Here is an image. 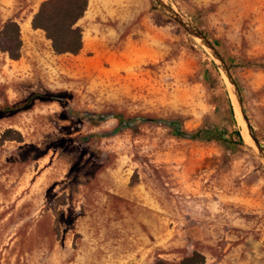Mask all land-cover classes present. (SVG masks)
<instances>
[{
	"label": "rangeland",
	"instance_id": "obj_1",
	"mask_svg": "<svg viewBox=\"0 0 264 264\" xmlns=\"http://www.w3.org/2000/svg\"><path fill=\"white\" fill-rule=\"evenodd\" d=\"M42 1L0 0V264H264V160L200 41L156 0H88L81 49L56 53ZM165 1L264 148V0Z\"/></svg>",
	"mask_w": 264,
	"mask_h": 264
},
{
	"label": "trees",
	"instance_id": "obj_2",
	"mask_svg": "<svg viewBox=\"0 0 264 264\" xmlns=\"http://www.w3.org/2000/svg\"><path fill=\"white\" fill-rule=\"evenodd\" d=\"M87 5L88 0H44L32 17V27L42 29L45 32L46 37L51 40L52 48L56 53L69 52L75 54L82 47L81 29L76 26V22L83 16ZM9 27L12 29L6 30V38L12 44V47H4V50L8 52L11 58L17 59L21 44L18 25L14 21H7L3 29H9ZM11 48L17 50V52L12 53ZM28 102L30 101L25 102V104ZM16 108L17 106L15 105L11 107V110H15ZM81 116L85 117L91 123L105 118L103 115H92L88 112L82 113ZM119 122L120 124L125 123L122 117H119ZM157 122L173 126L174 133L177 135L189 138H196L200 135V130L193 134L182 132L179 129V124L175 121L157 120ZM239 140L243 142L242 139ZM204 262L205 256L197 249H193L183 255L181 260L176 264H203ZM156 264L174 263L158 260Z\"/></svg>",
	"mask_w": 264,
	"mask_h": 264
},
{
	"label": "water",
	"instance_id": "obj_3",
	"mask_svg": "<svg viewBox=\"0 0 264 264\" xmlns=\"http://www.w3.org/2000/svg\"><path fill=\"white\" fill-rule=\"evenodd\" d=\"M157 3L160 5L163 12L174 21H176L187 33H189L192 37L198 39L207 53L210 55L213 63L215 64L216 68L224 75L225 80L227 82L229 92L233 99L234 110L235 108L238 109L240 113V118L245 121L248 134L253 141L254 148L260 158L264 160V148L259 144L257 138L255 137L253 130L249 121L247 120L243 108H242V100L239 89L233 80L229 68L226 65L225 61L218 53L214 45L210 42V40L206 37V35L195 25H193L190 21H188L183 15L177 12L172 6L166 3L165 0H156Z\"/></svg>",
	"mask_w": 264,
	"mask_h": 264
},
{
	"label": "bare ground",
	"instance_id": "obj_4",
	"mask_svg": "<svg viewBox=\"0 0 264 264\" xmlns=\"http://www.w3.org/2000/svg\"><path fill=\"white\" fill-rule=\"evenodd\" d=\"M239 116H240V114H239Z\"/></svg>",
	"mask_w": 264,
	"mask_h": 264
}]
</instances>
